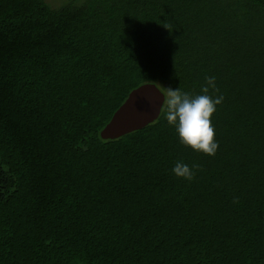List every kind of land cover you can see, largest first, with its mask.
<instances>
[{"label": "trees", "instance_id": "1", "mask_svg": "<svg viewBox=\"0 0 264 264\" xmlns=\"http://www.w3.org/2000/svg\"><path fill=\"white\" fill-rule=\"evenodd\" d=\"M48 1L0 0V264H264V0ZM213 75L214 156L165 103L101 136L138 86Z\"/></svg>", "mask_w": 264, "mask_h": 264}, {"label": "clouds", "instance_id": "2", "mask_svg": "<svg viewBox=\"0 0 264 264\" xmlns=\"http://www.w3.org/2000/svg\"><path fill=\"white\" fill-rule=\"evenodd\" d=\"M224 96L220 93L216 77L206 76L200 94H191L179 88H168L164 103V118L175 129L179 141L193 151L214 156L219 148L215 138L212 116L222 104ZM198 165H188L177 160L172 173L183 179L191 180Z\"/></svg>", "mask_w": 264, "mask_h": 264}, {"label": "water", "instance_id": "3", "mask_svg": "<svg viewBox=\"0 0 264 264\" xmlns=\"http://www.w3.org/2000/svg\"><path fill=\"white\" fill-rule=\"evenodd\" d=\"M165 100L164 92L152 82L133 89L101 131L103 138H115L155 120Z\"/></svg>", "mask_w": 264, "mask_h": 264}, {"label": "rangeland", "instance_id": "4", "mask_svg": "<svg viewBox=\"0 0 264 264\" xmlns=\"http://www.w3.org/2000/svg\"><path fill=\"white\" fill-rule=\"evenodd\" d=\"M64 0H51L48 1L49 3L53 4V5H58L59 3L63 2Z\"/></svg>", "mask_w": 264, "mask_h": 264}]
</instances>
